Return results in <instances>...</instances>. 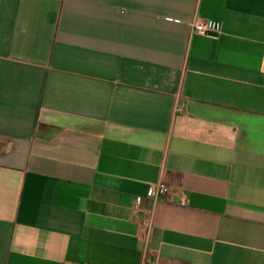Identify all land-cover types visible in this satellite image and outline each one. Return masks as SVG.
<instances>
[{"label":"crops","instance_id":"crops-1","mask_svg":"<svg viewBox=\"0 0 264 264\" xmlns=\"http://www.w3.org/2000/svg\"><path fill=\"white\" fill-rule=\"evenodd\" d=\"M146 259L264 264V0H0V264Z\"/></svg>","mask_w":264,"mask_h":264},{"label":"built area","instance_id":"built-area-1","mask_svg":"<svg viewBox=\"0 0 264 264\" xmlns=\"http://www.w3.org/2000/svg\"><path fill=\"white\" fill-rule=\"evenodd\" d=\"M194 27L198 31H206L210 28L208 23L196 24ZM170 195V185L168 184L167 179L162 177L148 189L145 197L138 196L136 198V207L134 212L136 214V220L141 228L150 232L153 226V220L150 216H148L149 208L145 206V202L148 200L151 203V209H153L159 201L168 199ZM143 264L152 263L146 259Z\"/></svg>","mask_w":264,"mask_h":264}]
</instances>
